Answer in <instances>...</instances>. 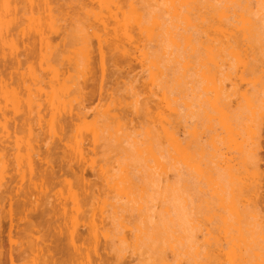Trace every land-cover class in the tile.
<instances>
[{"label":"rangeland","instance_id":"rangeland-1","mask_svg":"<svg viewBox=\"0 0 264 264\" xmlns=\"http://www.w3.org/2000/svg\"><path fill=\"white\" fill-rule=\"evenodd\" d=\"M26 54L0 264H264V0H0V60Z\"/></svg>","mask_w":264,"mask_h":264},{"label":"bare ground","instance_id":"bare-ground-1","mask_svg":"<svg viewBox=\"0 0 264 264\" xmlns=\"http://www.w3.org/2000/svg\"><path fill=\"white\" fill-rule=\"evenodd\" d=\"M196 1V0H195ZM243 2V1H242ZM151 3V2H150ZM244 3V2H243ZM241 4V3H240ZM243 6V5H242ZM255 7V6H254ZM232 8V7H231ZM238 9V8H237ZM247 9V8H246ZM232 10V9H231ZM57 11V10H56ZM107 15H109V14H107ZM111 15V14H110ZM110 17V16H109ZM233 17V16H232ZM35 19V18H34ZM123 19V18H122ZM230 19V18H229ZM118 21V20H117ZM258 21V20H257ZM125 22V21H124ZM118 23H119V21H118ZM101 26V25H100ZM121 26H123V25H121ZM179 28V27H178ZM261 28V27H260ZM14 29V28H13ZM179 30H181V29H179ZM192 31V30H191ZM258 31V30H257ZM54 32H56V31H54ZM119 32H120V30H119ZM179 32V31H178ZM38 32H36V34H37ZM237 33V32H236ZM112 38V37H111ZM195 39V38H194ZM233 41H234V43L235 44H237V45H239V43H240V40H239V38L237 37V36H235V38L234 39H232ZM231 40V41H232ZM182 41V40H181ZM154 42V41H153ZM259 43V42H258ZM152 44V43H151ZM27 45V44H26ZM30 45V44H29ZM236 46V45H235ZM244 46V45H243ZM34 47H32V49H33ZM30 49V48H29ZM138 50V49H137ZM27 51V52H26ZM25 52L27 53V54H29V55H31L32 56V54H33V51H35V48H34V50H32V54L31 53H29V51L28 50H26ZM30 51H31V49H30ZM101 53V52H100ZM25 55V57H23V55L22 56H18V57H16L15 59H12V60H8L7 58H5V57H2L1 58V60H0V65L2 64V67H3V69H0V89L2 90L3 88V90H6V89H13V88H16V92H18V90H21V89H17V88H29L27 85H26V77L25 76H27V74H26V72H24V71H22V73H21V71H20V69H19V67H21L22 65H24L25 64V66L26 65H28V66H30L31 67V65L34 63V62H31V61H33V59H31L30 57L31 56H28V55ZM101 55H103V52L101 53ZM105 57V56H104ZM103 57V58H104ZM33 58V57H32ZM102 59V58H101ZM101 59H100V63H101ZM31 60V61H30ZM9 61H11L12 62V64H14L13 65V68H12V70H8L7 69V66L9 65ZM106 61V60H105ZM105 63V62H104ZM15 65H17V66H19V67H17L16 66V68H15ZM94 65V64H93ZM101 65V64H100ZM24 66V67H25ZM27 67V66H26ZM102 67V66H101ZM28 68V67H27ZM33 68V67H32ZM8 71H7V70ZM17 69V70H16ZM30 69V68H29ZM102 69V68H101ZM13 70H16V72L15 71H13ZM19 70V71H18ZM22 70V69H21ZM10 71V72H9ZM7 72V75H8V78H6V77H4V75H5V73ZM18 72H19V74H18ZM17 73V74H16ZM104 73H106V72H104ZM16 74V75H15ZM103 74V73H102ZM171 74V73H170ZM14 75L16 76V77H20L19 79H17V80H15V77H14ZM18 75V76H17ZM104 77V76H103ZM100 80H102V76H101V79ZM104 80H106L105 79V77H104V79H103V81L102 82H104ZM102 82H101V85L100 86H102ZM88 83V82H87ZM84 85V84H83ZM82 85V86H83ZM88 85V84H87ZM81 86V87H82ZM83 87H86V85H84ZM42 88H44V87H42ZM14 90V92H15V89H13ZM10 91H12V90H10ZM41 91H43V89H41ZM108 92V91H107ZM168 92V91H167ZM19 93V92H18ZM104 94V93H103ZM171 94V93H170ZM172 95V94H171ZM175 95H176V93H175ZM92 97H93V94L91 95ZM101 96H102V94H101ZM100 96V97H101ZM89 99H91V97H89ZM101 99V98H100ZM164 99V98H163ZM105 100V99H104ZM178 101V100H177ZM165 102V101H164ZM163 104V103H162ZM164 104H166V103H164ZM181 105V104H180ZM162 107V106H161ZM162 109V108H161ZM167 109V108H166ZM42 110H44V109H42ZM125 110V109H124ZM1 111V110H0ZM125 111H128V110H125ZM1 114H3V115H5V112H3V111H1ZM127 114V113H126ZM22 115V114H21ZM44 115H45V113L44 112H42L41 110H39L38 112H37V117H38V119H39V121H42L43 120V117H44ZM128 115V114H127ZM20 117V116H19ZM21 118V117H20ZM31 118V114H25V113H23V124H27L31 129H32V127H31V123L29 122V119ZM46 118V117H45ZM63 118V117H62ZM121 118V117H120ZM64 119V118H63ZM121 119H123V118H121ZM125 119V118H124ZM45 120V119H44ZM65 124V123H64ZM43 125V124H42ZM65 125H67V124H65ZM182 127V126H181ZM65 128H68L67 126L65 127ZM15 129H18V125L17 124H15ZM62 130V129H61ZM40 132V131H39ZM66 132V131H65ZM177 133V132H176ZM68 134V133H67ZM40 140V139H39ZM5 140H2L1 139V142L2 143H5L4 142ZM56 142H57V140H56ZM174 142H175V144H177L179 147H181L182 146V141H181V139H179L178 137H174ZM41 147V146H40ZM52 151V150H51ZM87 151V150H86ZM55 152V151H54ZM50 153V152H49ZM55 154V153H54ZM33 156H34V154H33ZM54 156V155H53ZM55 157H57L58 158V156H55ZM57 158H55V159H57ZM59 160V159H58ZM47 164H49L50 162L49 161H47L46 162ZM69 165V164H68ZM67 166V165H66ZM40 167V166H39ZM48 168V167H47ZM67 168L69 169V167L67 166ZM75 168V167H74ZM63 169V168H62ZM71 169H72V167H71ZM47 170V169H46ZM55 170V169H54ZM63 171H65V170H63ZM69 171V170H68ZM86 173H88V172H86ZM41 174V173H40ZM53 176L54 175H56V174H54L53 172L51 173ZM63 174H64V172H63ZM39 174H37V176H38ZM43 175V174H42ZM49 177V176H48ZM48 177H46V180H47V178ZM51 177V176H50ZM36 178V177H35ZM45 178V177H44ZM55 178V177H54ZM36 180H37V178H36ZM189 181V180H188ZM56 182V181H55ZM58 183V182H57ZM25 187H26V185H24ZM91 186H92V182H91ZM6 188V187H5ZM27 190V189H26ZM25 190V191H26ZM92 190V189H91ZM9 191V190H8ZM22 191V192H21ZM19 193V195H21V193H23L24 191L23 190H21ZM26 192H29V191H26ZM92 192V191H91ZM32 193V192H31ZM89 193H90V190H89ZM93 193V192H92ZM91 193V194H92ZM101 194V193H100ZM23 196V195H22ZM89 196V195H88ZM203 196V195H202ZM19 197V196H18ZM26 197V196H25ZM91 197V196H90ZM87 198V197H86ZM92 198V197H91ZM1 201V200H0ZM4 201V200H3ZM19 202V201H18ZM14 203V202H13ZM1 204V203H0ZM17 204V203H16ZM19 204V203H18ZM37 204V203H36ZM35 204V205H36ZM49 204V203H48ZM20 205V204H19ZM68 205V204H67ZM87 205V204H86ZM15 206V205H14ZM49 206V205H48ZM89 206V205H88ZM2 207V206H1ZM19 208V207H18ZM28 208V207H27ZM49 207H46V209H48ZM60 208V207H59ZM88 208V207H87ZM5 208L3 207V210H4ZM16 209V208H15ZM17 210V209H16ZM28 210H30V209H28ZM32 210V209H31ZM30 210V211H31ZM49 210V209H48ZM18 211V210H17ZM29 211V212H30ZM37 211V210H36ZM17 214H18V212H16ZM16 213H14V214H16ZM34 213H36V212H34ZM31 214V213H28V214H31L32 216L33 215H35V214ZM177 213V212H176ZM44 214V216H45V213H43ZM94 213H92V215H93ZM30 215V216H31ZM85 215V214H84ZM87 215V214H86ZM36 216V215H35ZM34 217V216H33ZM39 217H41V216H39ZM48 218H49V216H48ZM37 219V218H36ZM42 219V218H41ZM95 219V218H94ZM48 220V219H47ZM46 220V221H47ZM9 221V220H8ZM45 221V222H46ZM27 222V221H26ZM29 222H32L31 220L29 221ZM43 223H44V221H42ZM57 222V221H56ZM94 222V221H93ZM21 223V222H20ZM214 223V222H213ZM92 224V221H91V223H90V225ZM149 225V224H148ZM32 226V224L30 225V226H27V228L26 229H29L30 227ZM34 226V225H33ZM43 226H44V224H43ZM52 226V225H51ZM29 227V228H28ZM92 227V226H91ZM95 228V227H94ZM243 229V228H242ZM14 230V229H13ZM39 230V229H38ZM42 229H40L38 232H39V234H40V236L38 237H36L37 238V240H38V245H39V248L40 249H44L43 247H45V248H50L51 247V245H50V243H48L47 241H46V239L44 238L45 237V234H43V231H41ZM245 231V230H244ZM28 232V231H27ZM12 233H14V232H12ZM46 233V232H45ZM20 234V233H19ZM23 234V233H22ZM42 234V235H41ZM47 234V233H46ZM82 234V233H81ZM163 234V233H162ZM28 235V234H27ZM44 236V237H43ZM28 237H30V236H28ZM81 237H82V235H81ZM80 237V238H81ZM199 237V236H198ZM64 238V237H63ZM86 239V238H85ZM50 240V239H49ZM79 241V240H78ZM77 241V242H78ZM57 242V241H56ZM152 242H154V241H152ZM3 243V242H2ZM13 244H14V242H13ZM165 245V244H164ZM197 245V244H196ZM199 245V244H198ZM41 246V247H40ZM157 247V246H156ZM202 247V246H201ZM58 248V247H57ZM24 250V249H23ZM50 250V249H49ZM53 250H54V248H53ZM52 250V251H53ZM68 250V249H67ZM66 250V251H67ZM21 251V250H20ZM57 251H58V249H57ZM80 251H82V250H80ZM15 252V251H14ZM50 252V251H49ZM55 252V251H54ZM83 252V251H82ZM17 253V252H16ZM15 253V254H16ZM62 253V252H61ZM18 254V253H17ZM55 254H58L57 252L55 253ZM68 254V253H67ZM14 255V254H13ZM54 255V254H53ZM64 255V254H63ZM69 255V254H68ZM160 255V254H159ZM17 256V255H16ZM16 256H14V258L16 257ZM48 256V255H47ZM49 256L51 257L52 256V253H50L49 254ZM55 256V255H54ZM53 256V257H54ZM3 257H4V254H3ZM49 257V258H50ZM62 257V256H61ZM65 257V256H64ZM102 257V256H101ZM7 258V257H6ZM56 258V257H55ZM221 258V257H220ZM16 259V258H15ZM61 260V259H60ZM66 261H67V259H65ZM103 261V260H102ZM62 262H64L63 260H62ZM5 263H6V261H5ZM53 263V262H52ZM58 263H59V261H58ZM53 264H55V263H53ZM56 264H57V262H56ZM101 264V263H100Z\"/></svg>","mask_w":264,"mask_h":264}]
</instances>
